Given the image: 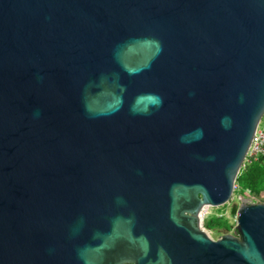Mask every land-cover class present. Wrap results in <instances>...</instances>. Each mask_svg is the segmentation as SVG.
<instances>
[{"label": "water", "instance_id": "1", "mask_svg": "<svg viewBox=\"0 0 264 264\" xmlns=\"http://www.w3.org/2000/svg\"><path fill=\"white\" fill-rule=\"evenodd\" d=\"M263 118L264 0H0V264H264Z\"/></svg>", "mask_w": 264, "mask_h": 264}, {"label": "trees", "instance_id": "2", "mask_svg": "<svg viewBox=\"0 0 264 264\" xmlns=\"http://www.w3.org/2000/svg\"><path fill=\"white\" fill-rule=\"evenodd\" d=\"M237 194L247 191L260 197L264 196V156L257 160L247 159L236 181ZM243 196V195H242ZM204 227L210 231L225 230L230 232L232 225L221 217H211L205 220Z\"/></svg>", "mask_w": 264, "mask_h": 264}, {"label": "rangeland", "instance_id": "3", "mask_svg": "<svg viewBox=\"0 0 264 264\" xmlns=\"http://www.w3.org/2000/svg\"><path fill=\"white\" fill-rule=\"evenodd\" d=\"M264 125V118L262 120V126ZM238 192L235 190L234 192V196L235 198H233L232 202L230 201L229 204L220 207V208H207L206 212H205V220L211 217H221V218H225L226 220L229 221V223L232 225V228H234L236 226V222H237V217L232 215V208L235 205H240L241 201L240 198L241 195L237 194ZM264 193V192H263ZM243 197H245L246 199H250V194L248 193H243L242 194ZM261 203H264V196H263V200L261 201ZM207 234L213 239V240H218V237H222V236H235L238 237L239 235L234 234L232 231L227 232L225 230H220V231H210L207 230Z\"/></svg>", "mask_w": 264, "mask_h": 264}, {"label": "built area", "instance_id": "4", "mask_svg": "<svg viewBox=\"0 0 264 264\" xmlns=\"http://www.w3.org/2000/svg\"><path fill=\"white\" fill-rule=\"evenodd\" d=\"M263 120V119H262ZM260 156H264V125L262 126V121L256 131V134L254 136V139L251 143V147L249 149L248 152V157L247 159H254L257 160ZM235 190L237 191V187L235 185ZM248 194H250V201L253 203H261V201L263 200V197H260L256 194H252L251 192L247 191ZM233 198H235V196L233 195L231 202L233 200ZM240 200L241 198H245L241 195V197H239ZM205 213L202 216V222L200 224L201 229L203 231H205L207 233V229L204 227V222H205Z\"/></svg>", "mask_w": 264, "mask_h": 264}, {"label": "bare ground", "instance_id": "5", "mask_svg": "<svg viewBox=\"0 0 264 264\" xmlns=\"http://www.w3.org/2000/svg\"><path fill=\"white\" fill-rule=\"evenodd\" d=\"M206 212V211H205Z\"/></svg>", "mask_w": 264, "mask_h": 264}]
</instances>
